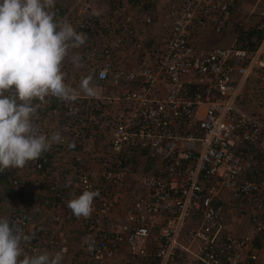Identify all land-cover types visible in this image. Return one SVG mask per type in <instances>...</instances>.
I'll use <instances>...</instances> for the list:
<instances>
[{
    "label": "built area",
    "instance_id": "2783aa9c",
    "mask_svg": "<svg viewBox=\"0 0 264 264\" xmlns=\"http://www.w3.org/2000/svg\"><path fill=\"white\" fill-rule=\"evenodd\" d=\"M162 1L107 0L102 12L94 0L55 2L87 35L65 62L66 83L92 75L100 93L40 101V131L64 142L34 168L53 203L99 196L88 218L54 204L39 220L8 215L35 233L27 255L69 254L63 223L75 217L77 264H264V113L241 104L248 82L264 88V0L248 14L243 0H170L158 13ZM250 18L262 39L236 48ZM225 29L236 32L228 47L197 43Z\"/></svg>",
    "mask_w": 264,
    "mask_h": 264
},
{
    "label": "clouds",
    "instance_id": "9594fccd",
    "mask_svg": "<svg viewBox=\"0 0 264 264\" xmlns=\"http://www.w3.org/2000/svg\"><path fill=\"white\" fill-rule=\"evenodd\" d=\"M54 9L55 0H0V171L19 172L51 151L53 144L64 142L59 131L51 135L40 131L41 105L35 101L55 97L75 102L81 94L100 93L92 75L82 77L78 89L66 83L65 62L72 49L85 44L87 35ZM71 62L83 67L79 55ZM98 196V190L85 189L67 207L77 218H88ZM21 223L0 217V264H63V250L27 255L24 246L31 244L35 233L26 234ZM93 247L94 242L88 250Z\"/></svg>",
    "mask_w": 264,
    "mask_h": 264
},
{
    "label": "trees",
    "instance_id": "16d2710c",
    "mask_svg": "<svg viewBox=\"0 0 264 264\" xmlns=\"http://www.w3.org/2000/svg\"><path fill=\"white\" fill-rule=\"evenodd\" d=\"M262 34L260 32L257 31L256 29V23L254 21H250L249 24H247L242 30L241 32L238 34L236 42H235V47L236 48H242V49H247V50H254L255 47L258 45V43L261 41L262 39ZM243 100L241 102V104L243 105L244 109L254 112V108L255 107H262L264 108V88L258 84H254L253 82H248L244 88H243ZM35 103H40V101H35ZM255 103H257L258 105H255ZM42 111L39 109L38 114L40 115V117H42ZM38 121V119H37ZM39 124V122H38ZM11 170V172L14 174H17L18 177H15V179H18L21 183L22 181V175L28 177L30 174H35L37 177V173H35V168H34V161H30L28 162V164L25 166V172L22 169V171L24 172L23 174H20L18 172V170L15 169H9ZM2 173H0V183H5V184H9L7 192H10L14 190L19 191V195L22 197V202L19 204V208L11 211L9 214H5V215H0V217H7L8 215H14V214H20V213H25L28 214L29 216H31V218L33 219H38L41 215H40V210H36L34 208V206H41L43 208L49 207L52 204L56 205V208H59L62 212H65L66 215L69 212V208L67 207V203L69 201V198H66L65 200H56L53 203V200L44 196V189L41 186L40 192L36 193L35 195H33L31 198L26 199V195L27 193H24V188L21 186L20 188H15L12 185V180L10 179V181H7L5 178H3V176L1 175ZM11 178L13 179V176L11 175ZM249 178L252 180L253 179V175L249 174ZM39 180V179H38ZM24 197V198H23ZM44 210V209H43ZM72 224V226H77L80 230V227L82 229L83 232V222L78 221L77 219H75V217L73 218H67L64 223L63 226L65 229H67V225ZM69 235V231H66ZM82 255V249L81 251H77L74 255L73 258L70 261H63V264L68 263V264H77V260L78 258Z\"/></svg>",
    "mask_w": 264,
    "mask_h": 264
},
{
    "label": "rangeland",
    "instance_id": "374dc122",
    "mask_svg": "<svg viewBox=\"0 0 264 264\" xmlns=\"http://www.w3.org/2000/svg\"><path fill=\"white\" fill-rule=\"evenodd\" d=\"M170 0H164L159 3V6L164 7L165 3L169 2ZM243 7L246 8V14H248L253 6V0H243L242 1ZM157 12L162 13L160 10ZM254 21L252 18H250ZM250 20V21H251ZM236 32H232L229 29L222 30L219 34H211L209 40L206 44V47H228ZM258 112L264 113V108L262 107H255ZM20 170V174L24 172L22 169ZM3 178L7 181H10L11 175H15L11 172V170L7 169L4 171H0ZM36 176V175H35ZM22 187L24 188V193H27L26 199L31 198L36 193L40 192L41 186L37 184V180L34 179V176L30 174L28 177L22 175ZM33 181V182H32ZM39 181V180H38ZM9 184L0 183V215L9 214L11 211L18 209L20 206L19 204L22 202V197L19 195V191L13 189V191L7 192ZM24 198V197H23ZM12 213V212H11ZM10 213V214H11ZM69 231V245H70V253L64 256V261L68 262L73 258V255L77 251H81L83 247V232L80 227V230L77 226H72V224L67 225L66 231ZM68 264V263H65Z\"/></svg>",
    "mask_w": 264,
    "mask_h": 264
},
{
    "label": "crops",
    "instance_id": "0c3cea01",
    "mask_svg": "<svg viewBox=\"0 0 264 264\" xmlns=\"http://www.w3.org/2000/svg\"><path fill=\"white\" fill-rule=\"evenodd\" d=\"M59 2L60 0H55V2ZM106 1L107 0H94V5H95V7L96 8H99V9H101V12L103 11V9H104V7L106 6ZM99 9H96V10H99ZM156 12L158 11V10H160L161 12H163V11H165V7H161V6H157V7H155V9H154ZM159 13V12H158ZM208 40H209V36L208 37H203V38H200V39H198V41H197V43H199V44H201V45H206L207 44V42H208ZM232 43V42H231ZM127 61H130V59L127 57V56H125L124 57ZM16 170V169H15ZM23 170H24V172H25V167L23 168ZM19 173H20V171H19ZM36 173V172H35ZM15 174V173H14ZM16 175V177H18V175L17 174H15ZM33 176H34V179L35 180H37V184L39 185V181H38V177L37 176H35V174H32ZM33 182V181H32ZM40 186V185H39ZM34 208L36 209V210H40V215L42 216V211H43V207H39V206H34ZM41 216L39 217V218H41ZM39 218L38 219H35V220H39ZM125 256V254H123V255H121V258H123Z\"/></svg>",
    "mask_w": 264,
    "mask_h": 264
}]
</instances>
